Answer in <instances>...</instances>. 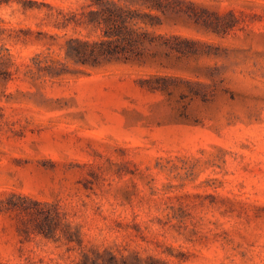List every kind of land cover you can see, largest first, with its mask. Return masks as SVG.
I'll return each instance as SVG.
<instances>
[{
    "label": "rangeland",
    "instance_id": "obj_1",
    "mask_svg": "<svg viewBox=\"0 0 264 264\" xmlns=\"http://www.w3.org/2000/svg\"><path fill=\"white\" fill-rule=\"evenodd\" d=\"M162 1L92 68L95 0H0V264H264V0Z\"/></svg>",
    "mask_w": 264,
    "mask_h": 264
},
{
    "label": "trees",
    "instance_id": "obj_2",
    "mask_svg": "<svg viewBox=\"0 0 264 264\" xmlns=\"http://www.w3.org/2000/svg\"><path fill=\"white\" fill-rule=\"evenodd\" d=\"M151 9L144 12L130 6H122L111 0H95L96 9L81 14L71 12L65 24L74 23L91 30H100L98 39L70 38L67 41V54L76 64L86 67H100L108 63L141 62L150 46L157 45L149 27L160 26L162 18L153 10L161 11L162 0H143Z\"/></svg>",
    "mask_w": 264,
    "mask_h": 264
}]
</instances>
